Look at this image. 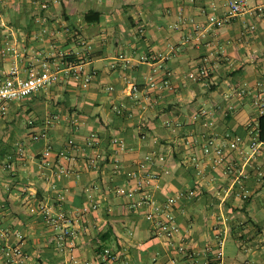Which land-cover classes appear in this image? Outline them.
Listing matches in <instances>:
<instances>
[{
  "label": "crops",
  "instance_id": "1",
  "mask_svg": "<svg viewBox=\"0 0 264 264\" xmlns=\"http://www.w3.org/2000/svg\"><path fill=\"white\" fill-rule=\"evenodd\" d=\"M247 1L264 6V0ZM227 9L226 0H0V71L17 66L25 76L46 62L63 66L68 53L93 73L87 87L63 73L49 88L0 112V264L69 263L49 240L53 229L41 204L70 218L73 251L82 260L99 262L109 247L118 257L106 264H264V143L251 158L246 144L242 152L226 148L222 163L202 152L210 136L248 140L264 113V7L220 27L209 24L210 13L224 16ZM89 10L99 13L98 22L86 21ZM120 53L131 62L116 59ZM201 65L213 90L206 80L187 76ZM166 71L168 85L149 86L150 77L160 80ZM146 91L149 100L142 96ZM202 107L210 108V122L199 114ZM43 129L47 136L34 140ZM92 135L93 148L85 145ZM72 138L80 149H71ZM46 146L53 149V167L41 163ZM63 149L75 160L65 162L69 173L57 175L56 154ZM150 152L166 157L155 167L160 187L152 198L161 203L179 196L173 212L187 252L154 232L146 217L152 205L133 208L131 198L116 193ZM97 155L90 165L89 157ZM88 185L97 187L100 204L83 212ZM243 190L249 191L245 199ZM16 233L25 238L22 263L7 261L2 251Z\"/></svg>",
  "mask_w": 264,
  "mask_h": 264
},
{
  "label": "built area",
  "instance_id": "2",
  "mask_svg": "<svg viewBox=\"0 0 264 264\" xmlns=\"http://www.w3.org/2000/svg\"><path fill=\"white\" fill-rule=\"evenodd\" d=\"M227 3V13L224 16H218L215 13H210L208 15V22L212 26L220 27L228 23L232 18L238 16L244 12H253L256 10H262L263 5L250 6L247 0H226ZM49 6L48 1H43L41 3L42 8H47ZM83 47L89 48V43L85 40H80ZM116 59L124 60L127 64L131 62V58L127 57L124 53H120ZM142 61H149L147 56H143ZM61 62L52 65L46 62L42 65L40 69L31 70L28 75H21L18 71L17 66H12L8 71H0V112L5 113L6 105L12 101H20L31 97L33 94L40 90L49 88L51 85L55 84L61 79L63 73L72 74L74 79L83 87H87L93 79V73L87 71L82 64H75L74 60L70 59V54L63 53ZM114 64V63H113ZM208 74V69L206 65H201L195 70H190L187 72L188 78L191 80H202ZM171 72L166 71L164 76L160 80L150 77L149 86L157 87L158 82L168 85L169 76ZM112 89V86L108 87ZM132 94H137L138 91L135 83L131 85ZM142 96L149 100L151 94L146 91ZM118 113H122V109H117ZM210 108L202 107L200 109V115L207 117L209 119ZM164 124L170 126L171 120H164ZM47 136V131L45 129L35 132L32 135L34 140H39ZM257 132L252 129L250 131V136L248 140L239 134L227 133L224 137L210 136L205 139L202 145V152L205 156L210 157L216 163H222L226 156L227 150L233 149L235 151H243L242 146L246 144L250 150L249 157L255 156L264 143L258 140ZM114 142L120 150L126 149V143L122 138H115ZM71 149H80L79 145L72 138L69 140ZM96 144V138L92 135L89 140L85 142V145L89 147H94ZM227 148V150H226ZM53 149L50 146H46L41 152V163L47 167H53ZM90 165H95L97 162L96 156H91ZM196 158H194L195 160ZM75 160L73 157V152L70 150H61L56 154V162L58 167L56 169L57 175H63L70 172V167L66 164V161ZM166 157L162 153H147L142 159L137 162V167L127 173L126 178L123 182L117 186L116 193L120 196L129 197L132 199L130 205L133 208L144 206L145 204L152 205V208L147 212L146 217L153 222L154 232L158 235L165 236L170 243L175 245L177 251L184 253L186 251V241L181 233V227L177 221L176 215L173 212L174 206H176L179 196H170L163 202H156L152 198V190L158 189L159 183V172L155 169L159 164H165ZM164 171L169 172L168 167ZM241 176L247 177L249 172L244 169ZM95 185H88L87 194L90 203L82 208L83 212H89L95 210L99 206V201L96 198ZM193 191H191L192 193ZM249 196L248 190H243L241 193L242 198H247ZM38 209L43 210L49 224L52 226V233L50 235V242L55 244L58 250L64 252L68 255V264H106L109 260H114L118 257V254L114 252L111 248L105 247L103 249V260L97 262L94 260H82L74 254V241L73 235L74 230L72 228L71 220L67 215L64 214H53L44 205L37 206ZM1 226V221H0ZM17 239L14 242H7L6 245L2 247L3 255L7 261H12L16 263H22L26 258V254L23 249L24 235L21 233H16ZM217 257L222 262L225 255L223 241H220L219 247L216 250ZM244 264H260L254 261H247Z\"/></svg>",
  "mask_w": 264,
  "mask_h": 264
},
{
  "label": "trees",
  "instance_id": "3",
  "mask_svg": "<svg viewBox=\"0 0 264 264\" xmlns=\"http://www.w3.org/2000/svg\"><path fill=\"white\" fill-rule=\"evenodd\" d=\"M85 19L86 21L88 22H98L100 20V15L98 12L94 11V10H89L86 14H85ZM72 59V58H70ZM73 60V59H72ZM211 75L209 74V71H208V74L206 77H204L202 80H206L209 84H210V89L213 90V83H211ZM200 114V112H199ZM225 118H229V115L228 113L225 114ZM252 129H250L251 131ZM254 130L257 132L258 134V140L260 141H263L264 142V113L261 114L259 117H258V122L256 123L255 127H254Z\"/></svg>",
  "mask_w": 264,
  "mask_h": 264
},
{
  "label": "rangeland",
  "instance_id": "4",
  "mask_svg": "<svg viewBox=\"0 0 264 264\" xmlns=\"http://www.w3.org/2000/svg\"><path fill=\"white\" fill-rule=\"evenodd\" d=\"M21 120H22V124H26L27 123L26 122V120H27L26 116H24L23 118H21Z\"/></svg>",
  "mask_w": 264,
  "mask_h": 264
}]
</instances>
